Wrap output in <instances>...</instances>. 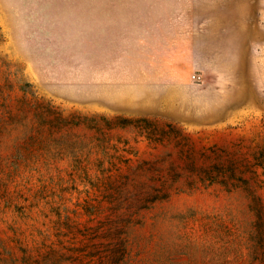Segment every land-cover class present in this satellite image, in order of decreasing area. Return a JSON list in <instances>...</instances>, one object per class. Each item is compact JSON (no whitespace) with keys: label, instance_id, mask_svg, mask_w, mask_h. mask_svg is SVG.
<instances>
[{"label":"rangeland","instance_id":"1","mask_svg":"<svg viewBox=\"0 0 264 264\" xmlns=\"http://www.w3.org/2000/svg\"><path fill=\"white\" fill-rule=\"evenodd\" d=\"M0 264H264V0H0Z\"/></svg>","mask_w":264,"mask_h":264},{"label":"crops","instance_id":"2","mask_svg":"<svg viewBox=\"0 0 264 264\" xmlns=\"http://www.w3.org/2000/svg\"><path fill=\"white\" fill-rule=\"evenodd\" d=\"M160 9H157L156 10V14H163L164 13V8L163 7H158ZM132 13H131V20L133 22V32L135 33V30L136 31H139L141 30L140 29V19H141V15H140V11H138V9H135L134 7L132 8ZM121 16L118 15V21L120 23L121 21ZM157 22L155 23V26L153 23H148L146 28L148 29L149 32H152V30L155 31L156 33V37H159L158 36V32H160V40L162 41L164 39V36H165V30H166V25H165V22H164V17H161L159 19L156 20ZM118 23L117 27H116V31L119 32L120 29H121V26L120 24ZM149 25V26H148ZM139 34V33H138ZM140 42H141V39L140 38H136L135 39V36H134V39H133V46L135 47H138L140 46ZM163 43V42H162ZM181 45H177V48L176 51H174L173 53L170 52V53H161V54H158L155 58L152 59L151 56H149L148 58L152 59L153 61H160L164 64H166V68L168 69H171V70H176V69H180V68H183V52H182V48L180 47ZM135 51V50H134ZM137 52V51H136ZM149 59V60H150Z\"/></svg>","mask_w":264,"mask_h":264}]
</instances>
